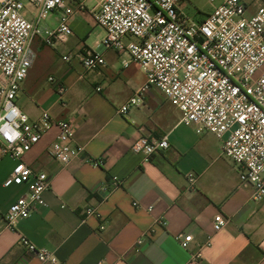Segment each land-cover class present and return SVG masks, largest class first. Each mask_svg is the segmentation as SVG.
<instances>
[{
  "label": "crops",
  "instance_id": "crops-1",
  "mask_svg": "<svg viewBox=\"0 0 264 264\" xmlns=\"http://www.w3.org/2000/svg\"><path fill=\"white\" fill-rule=\"evenodd\" d=\"M255 9L251 3L250 11ZM53 15L57 24L45 26H58L60 12ZM27 16L34 19L29 5ZM70 26L73 35L56 47L33 41L36 58L16 104L30 120L49 111L71 121L84 151L60 166L49 154L57 134L53 129L26 154V163L49 174L51 184L45 205L14 229L6 228L4 217L25 188L12 182L16 161L0 163V264H50L28 255L22 237L64 264H264V200L255 201L252 187L241 185L236 165L222 155V143L180 123V112L156 88L145 93L143 107L121 115L120 108L146 83L143 69L135 62L125 66L127 56L89 45L95 26L89 10L76 12ZM86 49L102 54L105 66L88 71L77 57L62 59ZM49 77L66 87L63 102ZM144 136H166L170 148L146 161L131 150ZM97 159L103 166L90 163ZM190 173L198 176L194 190ZM113 178L120 187L100 201L97 187ZM87 206L96 207L97 214L83 216ZM218 213L230 223L216 233ZM181 234L193 237L188 249L180 245Z\"/></svg>",
  "mask_w": 264,
  "mask_h": 264
},
{
  "label": "built area",
  "instance_id": "built-area-1",
  "mask_svg": "<svg viewBox=\"0 0 264 264\" xmlns=\"http://www.w3.org/2000/svg\"><path fill=\"white\" fill-rule=\"evenodd\" d=\"M84 1L0 0V163L5 159L16 161L12 182L25 188L4 217L6 228L14 229L17 221L29 218L45 205L51 176L35 171L25 161L26 154L45 135L57 130L49 154L62 167L84 151L76 143L71 121L58 120L49 111L30 120L16 101L36 58L33 41L39 39L48 47L65 42L73 35L70 21L76 12L86 9L104 32L100 44L119 56H127L125 66L137 63L147 78L119 113L126 115L131 109L143 107L145 93L158 89L180 112V123L195 127L198 133L212 134L222 143V155L236 165L241 185L252 187L253 199L263 201L264 2L210 0L212 12L195 20L182 8L186 0ZM251 3H256L253 13ZM27 5L34 10L33 20L27 16ZM56 12H60L58 26H45ZM76 57L88 71H98L106 64L103 55L91 49L62 59L71 62ZM49 82L63 102L67 89L62 81L49 77ZM169 148L166 136H144L131 146L146 161ZM90 163L101 167L104 161ZM197 180L195 173L188 175L190 189L196 188ZM120 185L116 178L100 184L96 189L100 201L108 199ZM96 214L93 206L82 211L86 217ZM229 223L230 218L218 213L214 232L224 230ZM192 238L181 234L178 240L188 249ZM20 243L28 255L42 263L64 264L54 253L38 249L26 237Z\"/></svg>",
  "mask_w": 264,
  "mask_h": 264
},
{
  "label": "rangeland",
  "instance_id": "rangeland-1",
  "mask_svg": "<svg viewBox=\"0 0 264 264\" xmlns=\"http://www.w3.org/2000/svg\"><path fill=\"white\" fill-rule=\"evenodd\" d=\"M219 4L216 3V5ZM30 6V5H29ZM182 8L186 12V14L195 19V20H202L204 17L212 12L213 7L210 3V0H186ZM48 25L54 26L58 22L57 15H51L46 21ZM103 38V30L99 28L98 26H94L93 31L90 34V37L88 39V43L90 46L95 48L98 51L106 50L104 46L100 44L101 40ZM26 99L23 97L21 99V103L25 102Z\"/></svg>",
  "mask_w": 264,
  "mask_h": 264
}]
</instances>
